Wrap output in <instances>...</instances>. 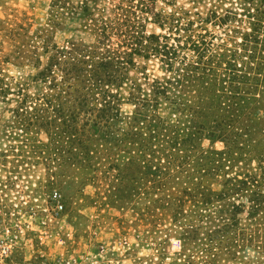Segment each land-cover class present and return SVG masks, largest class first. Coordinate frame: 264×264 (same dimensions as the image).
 I'll list each match as a JSON object with an SVG mask.
<instances>
[{
    "label": "rangeland",
    "instance_id": "374dc122",
    "mask_svg": "<svg viewBox=\"0 0 264 264\" xmlns=\"http://www.w3.org/2000/svg\"><path fill=\"white\" fill-rule=\"evenodd\" d=\"M74 257L264 264V0H0V264Z\"/></svg>",
    "mask_w": 264,
    "mask_h": 264
},
{
    "label": "trees",
    "instance_id": "16d2710c",
    "mask_svg": "<svg viewBox=\"0 0 264 264\" xmlns=\"http://www.w3.org/2000/svg\"><path fill=\"white\" fill-rule=\"evenodd\" d=\"M231 93L233 94L234 92L233 91H231ZM235 94H237V91H235ZM199 109H201V116L203 117L205 114H207V109H208V105H206V103L203 101V103L200 105V106H197ZM103 111V110H102ZM101 111V112H102ZM116 115H118V112L116 113ZM218 118V117H217ZM218 120H219V118H218ZM225 120H222V121H218L217 122V120H215V124H214V126H215V129L212 131L213 133L211 134L212 136H213V138L212 137H210V138H212V139H215V137H216V139H223V138H226V137H228L229 136V134H227L225 131H223V130H218V132H215V130L216 129H221V127L219 128V124L218 123H221V122H224ZM209 122H210V126L212 127L213 126V124H212V122H213V117H211L210 118V120H209ZM194 124L195 125H197L198 126V128L199 127H201L200 129H202V128H206V125L207 124H205L202 120H200V117H196V120H194ZM199 129V130H200ZM184 138L181 140V142L182 143H180L179 142V144H182L183 145V143H184ZM180 141V140H179ZM211 198H213L212 196H210ZM201 202H203V203H209V202H211L210 200H206V201H201Z\"/></svg>",
    "mask_w": 264,
    "mask_h": 264
},
{
    "label": "built area",
    "instance_id": "2783aa9c",
    "mask_svg": "<svg viewBox=\"0 0 264 264\" xmlns=\"http://www.w3.org/2000/svg\"><path fill=\"white\" fill-rule=\"evenodd\" d=\"M59 196V194L56 192L55 197L57 198ZM59 207H63L62 205H60ZM79 259L74 257V258H65L61 264H79Z\"/></svg>",
    "mask_w": 264,
    "mask_h": 264
}]
</instances>
